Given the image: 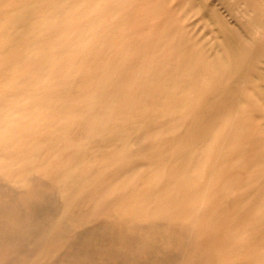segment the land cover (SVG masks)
I'll list each match as a JSON object with an SVG mask.
<instances>
[{
  "label": "rangeland",
  "instance_id": "obj_1",
  "mask_svg": "<svg viewBox=\"0 0 264 264\" xmlns=\"http://www.w3.org/2000/svg\"><path fill=\"white\" fill-rule=\"evenodd\" d=\"M28 1L0 0V92L27 68L10 61L28 37L12 43L6 30ZM131 8L135 17L126 15L119 43L140 59L157 50L167 73L186 66V80L155 106L169 116L151 125L143 113L124 121L50 193L49 211L31 217L3 193L24 175L16 159L31 153L29 138L46 131L8 144L0 228H21L0 236V264H264V0H134ZM178 39L185 45L175 54L162 49V41ZM219 54V63L205 57ZM133 133L139 139L120 146Z\"/></svg>",
  "mask_w": 264,
  "mask_h": 264
},
{
  "label": "bare ground",
  "instance_id": "obj_2",
  "mask_svg": "<svg viewBox=\"0 0 264 264\" xmlns=\"http://www.w3.org/2000/svg\"><path fill=\"white\" fill-rule=\"evenodd\" d=\"M131 7L134 0H32L18 5L11 15L7 38L17 43L28 37L29 42L10 61L14 68L24 64L27 68L9 76L0 92V160L5 147L19 137L46 131L41 139L29 138L31 153L16 159L25 177H12L3 193L21 201L27 217L39 210L48 212L50 193L74 172L86 150L111 137L124 121L131 123L143 113L144 122L151 125L162 115L169 116L155 106L186 80V66L167 73L169 65L159 60L157 50L146 49L140 59L119 43L126 15L135 17ZM223 40L232 46L231 36ZM151 42L145 38L138 47ZM184 45L180 39L175 44L162 41V49L174 54ZM230 52L237 62V49ZM205 57L216 63L223 59L221 54ZM138 139L133 133L118 143ZM36 178L44 179L46 189L37 187ZM29 181L34 188L24 186ZM17 225L8 222L0 236L13 237L21 228Z\"/></svg>",
  "mask_w": 264,
  "mask_h": 264
}]
</instances>
